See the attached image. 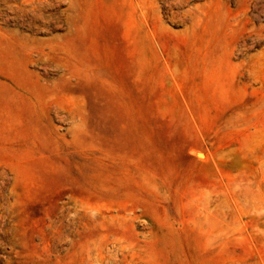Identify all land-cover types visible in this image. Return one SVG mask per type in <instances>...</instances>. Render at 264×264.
I'll list each match as a JSON object with an SVG mask.
<instances>
[{"label":"rangeland","instance_id":"1","mask_svg":"<svg viewBox=\"0 0 264 264\" xmlns=\"http://www.w3.org/2000/svg\"><path fill=\"white\" fill-rule=\"evenodd\" d=\"M10 263L264 264V0H0Z\"/></svg>","mask_w":264,"mask_h":264},{"label":"bare ground","instance_id":"2","mask_svg":"<svg viewBox=\"0 0 264 264\" xmlns=\"http://www.w3.org/2000/svg\"><path fill=\"white\" fill-rule=\"evenodd\" d=\"M20 254H21V253L19 252V255H17L18 258L20 257ZM21 257H22V256H21ZM16 258H17V257H16ZM24 258H25V257L23 256V259H24ZM12 259H13V258H12ZM19 259H21V258H19ZM23 259H22V260H23ZM27 259H28V258H25L24 260L26 261ZM29 259H31V257H30ZM46 259H47V258H46ZM11 261L14 262V259H13V260H10L9 262H11ZM17 261H18V260H17ZM17 261H16V262H17ZM25 261H24V262H25ZM20 262H21V261H20ZM22 262H23V261H22ZM22 262H21V263H22ZM27 262H28V261H27ZM10 264H13V263H10ZM16 264H17V263H16Z\"/></svg>","mask_w":264,"mask_h":264}]
</instances>
